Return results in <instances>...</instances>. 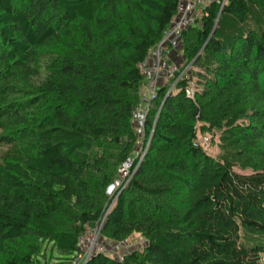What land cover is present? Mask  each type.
<instances>
[{"label":"trees","instance_id":"1","mask_svg":"<svg viewBox=\"0 0 264 264\" xmlns=\"http://www.w3.org/2000/svg\"><path fill=\"white\" fill-rule=\"evenodd\" d=\"M178 2L0 0V264L69 258L104 216V237L146 244L87 264H264V0L213 3L183 32L195 99L186 81L159 89L148 151L106 212L134 153L138 64Z\"/></svg>","mask_w":264,"mask_h":264},{"label":"built area","instance_id":"2","mask_svg":"<svg viewBox=\"0 0 264 264\" xmlns=\"http://www.w3.org/2000/svg\"><path fill=\"white\" fill-rule=\"evenodd\" d=\"M216 3L220 12L228 0H179L177 11L171 18L162 39L151 48L147 60L138 64L144 85L141 89V102L133 112V129L135 134L134 153L118 168L114 182L107 189L111 199L107 213L112 209L118 195L131 182L133 175L142 163L148 151L152 133L147 135L146 119L151 102L157 97L161 87H166V96L174 92L181 81H186L185 93L195 99V78L193 75L194 59L183 58L175 61L170 52L180 41L185 30L191 27H202L210 6ZM209 135H205L198 143L202 148L210 144ZM106 216L100 220L87 223L83 233L78 237L76 251L69 258L59 259L52 264H87L94 256L104 254L114 259L122 260L133 249H141L146 244L142 238L139 242L130 243V236L120 241L109 240L102 234Z\"/></svg>","mask_w":264,"mask_h":264},{"label":"rangeland","instance_id":"3","mask_svg":"<svg viewBox=\"0 0 264 264\" xmlns=\"http://www.w3.org/2000/svg\"><path fill=\"white\" fill-rule=\"evenodd\" d=\"M182 48H183V38H181L180 41L176 42L175 47L170 52V56L173 60L180 61L183 58H186V57H184V53H183ZM195 73H196V67L193 68V75H194V78L196 79ZM205 135H207V134H201L198 139L201 140ZM217 141H218L217 138L215 141L210 140V144L208 146H206L204 148V150H206L211 155H216L219 151L218 146H217ZM235 170L238 172H243V171L238 170V168H235ZM245 173H247V172H245ZM129 238H130L129 239L130 243H133V242L141 241L143 237H142V235L135 233V234H132Z\"/></svg>","mask_w":264,"mask_h":264}]
</instances>
